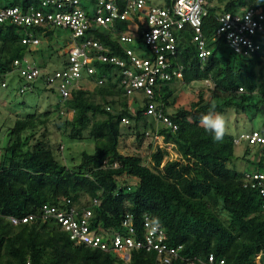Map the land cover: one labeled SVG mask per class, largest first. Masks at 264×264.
<instances>
[{"label":"trees","instance_id":"obj_1","mask_svg":"<svg viewBox=\"0 0 264 264\" xmlns=\"http://www.w3.org/2000/svg\"><path fill=\"white\" fill-rule=\"evenodd\" d=\"M39 4V0H0L1 9L18 7L22 12ZM204 6L201 30L210 55L205 60L198 57L193 34L187 30L170 64L182 68L183 85L209 80L213 87L208 99L199 90L188 106L177 107L173 104L182 93H176L173 80L163 83L160 95L152 100L139 91L129 95L120 85L117 69L97 60L91 64L96 68L94 75L96 80L105 76V83L73 88L64 97L49 78L68 68L67 48H60V68L46 69V62L35 59L43 55V51L35 54V46L53 29L0 22V88L13 89L7 78L16 72L18 94L43 91L58 96L53 111L5 117L0 123L5 138L0 136V264H26L28 260L32 264H160L154 251L133 249L125 261L112 250L75 244L54 220L41 219L43 205L79 212L89 208L90 226L104 233L130 215L141 234L147 215L165 229L170 246H182L172 264H209V255L215 259L212 264L221 259L224 264H264L263 198L258 189L245 186L247 174L264 172V146L250 143L244 134L225 133L215 141L200 125L203 115L212 111L223 115L232 108L251 121L261 118L258 128L246 134L256 132L264 138V39L259 49L243 55L232 51L217 34L221 15L264 9V0H206ZM123 25L121 21L117 27L124 29ZM90 32L109 47L111 55H123L113 32ZM25 37L38 42H23ZM25 65L39 70L38 76L25 79L20 74ZM150 102L177 130L144 114ZM51 124L72 140L93 142V152L81 151L72 167L60 163L58 149L42 134ZM147 128L163 137L164 146L171 144L179 159L164 161L167 151L155 145L152 135L145 136ZM130 135L138 145L149 141L148 162L120 151V140ZM241 141L246 142L241 158L251 169L228 166ZM123 175L137 178L138 183L123 181ZM94 198L98 205L93 204ZM29 214L38 217L19 225L8 220Z\"/></svg>","mask_w":264,"mask_h":264},{"label":"built area","instance_id":"obj_2","mask_svg":"<svg viewBox=\"0 0 264 264\" xmlns=\"http://www.w3.org/2000/svg\"><path fill=\"white\" fill-rule=\"evenodd\" d=\"M88 2L93 5L92 12L81 6L80 0H39V7L29 5L23 12L18 7L0 8V22L10 20L18 25H44L50 29L57 27L70 32L71 42L66 50L68 68L54 72L49 78V82L54 83L64 97L69 96V91L73 88L94 87L105 83V76L96 80V68L91 65L94 60L112 64L121 76L120 85L129 95L139 91L152 100L156 94L160 95L161 86L167 81L173 80L174 83L183 85L182 68L173 67L170 61L176 56L178 42H185L181 36L187 30L193 34V42L201 60H205L211 53V49L206 47L201 30L202 17L206 14V0H170V3L162 6L150 4L147 0ZM121 21L124 22V29L117 27ZM218 22V36H223L225 43L235 53L248 55L262 44L263 8L225 13L219 17ZM90 30L113 32L118 45L122 47L123 55H111L109 47L96 40ZM23 42L36 44L38 41L25 37ZM89 50L92 53H88ZM14 63L18 64V61ZM20 74L27 80H33L38 76L39 70L26 65L20 68ZM144 114L156 118L166 128L177 130V125L157 110L154 102L148 104ZM151 133V129L147 128L145 136H150ZM152 136L156 146L164 147L162 136ZM242 137L250 143L258 142L264 146V138L256 132ZM247 185L259 190L264 208V172L247 174L245 186ZM98 203L97 198H94L93 204ZM91 216L92 210L89 208L79 212L74 208L43 205L40 209L41 219L54 220L75 244L104 251L112 250L125 261L129 260L131 250L142 249L154 251L160 264H172L182 249L181 245L170 246L165 229L147 215L142 222L141 234L137 232L130 215L125 216L119 227L106 233L90 226ZM37 217L36 214L9 216L8 220L13 225H19L36 220ZM214 262V257L209 255L208 263ZM26 264L32 263L28 260ZM217 264H224V260H219Z\"/></svg>","mask_w":264,"mask_h":264},{"label":"rangeland","instance_id":"obj_3","mask_svg":"<svg viewBox=\"0 0 264 264\" xmlns=\"http://www.w3.org/2000/svg\"><path fill=\"white\" fill-rule=\"evenodd\" d=\"M147 1L150 4L160 6L166 3V0ZM82 4H84L87 11H93V5L88 2V0H82ZM50 30H52V28ZM69 41H71V36L68 30L60 28L53 29L50 36H48L47 38L43 37L42 41H40L39 44L35 46L37 49L35 54H38L39 51H43L42 56L39 55L38 57H35V59L37 58L36 61L40 63L46 62V69L60 68V60L62 56V50H60V48H62L63 46H65L66 48L67 46L69 47ZM7 79L13 89L0 88V123L5 117H13L19 115L24 116L27 113H31L34 111L44 112L46 110H54L53 106L58 100L57 94H50L43 91L32 94L27 91L24 94L20 95L18 94L17 90L14 89V87H16L19 82L17 73L15 72L14 74L9 75ZM212 87L213 84L209 80L192 82V84L189 85H180L176 83L173 87L174 90L176 91V93L182 94L181 98L178 99V102L173 105H175L174 107L180 105L188 106L192 99L196 98L199 90H204L207 93L206 98L208 99L210 95L209 91L210 89H212ZM137 94L139 96L141 95L140 93ZM223 116L226 119V133L231 134L235 137H240L241 134L249 133L251 129L258 128L259 124L261 123V118H256L251 121L244 114H236L232 108L226 109L223 113ZM9 120L12 121V119ZM121 128L124 129V126H122ZM2 129H4V127ZM40 132H42V130H40ZM2 134L3 131L0 132L1 137ZM42 134H44V138H49L51 140L53 149H58L59 162L62 164H66L68 167H72L73 165L78 163L81 151L86 150L92 153L94 149L93 142L91 143L79 141L78 139L72 140L67 136H63L53 124L49 126V130L47 131V133L43 132ZM41 135H39V137H41ZM2 138L5 139L4 137ZM120 141V151L122 153L137 154L141 156L142 159H145V161H149L148 159L150 158L149 155L151 150H149V141L147 139L143 140L142 144L140 145H138L137 140L132 135L124 137ZM245 145L246 142L241 141L235 146V158L232 160V162H230V164L228 163L229 167L235 168L237 170L251 169V167L248 166V164L245 163L241 158ZM164 148V150L167 151V156L164 158V161L179 159V155L174 151L171 144H167L166 146H164ZM122 180H126L131 184L138 183L137 178H132L125 175L122 176Z\"/></svg>","mask_w":264,"mask_h":264},{"label":"clouds","instance_id":"obj_4","mask_svg":"<svg viewBox=\"0 0 264 264\" xmlns=\"http://www.w3.org/2000/svg\"><path fill=\"white\" fill-rule=\"evenodd\" d=\"M200 125L205 129V131H208L213 135V139L215 141L222 140L226 133L225 117L214 111L203 115L200 118Z\"/></svg>","mask_w":264,"mask_h":264},{"label":"water","instance_id":"obj_5","mask_svg":"<svg viewBox=\"0 0 264 264\" xmlns=\"http://www.w3.org/2000/svg\"><path fill=\"white\" fill-rule=\"evenodd\" d=\"M261 258H263V259H264V254H262Z\"/></svg>","mask_w":264,"mask_h":264},{"label":"bare ground","instance_id":"obj_6","mask_svg":"<svg viewBox=\"0 0 264 264\" xmlns=\"http://www.w3.org/2000/svg\"><path fill=\"white\" fill-rule=\"evenodd\" d=\"M24 61V60H23ZM26 66V65H25Z\"/></svg>","mask_w":264,"mask_h":264}]
</instances>
